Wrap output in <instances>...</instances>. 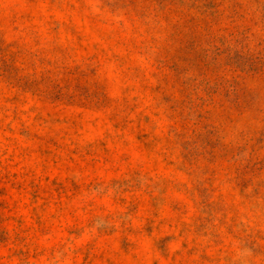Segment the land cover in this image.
I'll return each instance as SVG.
<instances>
[{
  "label": "rangeland",
  "instance_id": "rangeland-1",
  "mask_svg": "<svg viewBox=\"0 0 264 264\" xmlns=\"http://www.w3.org/2000/svg\"><path fill=\"white\" fill-rule=\"evenodd\" d=\"M0 264H264V0H0Z\"/></svg>",
  "mask_w": 264,
  "mask_h": 264
}]
</instances>
